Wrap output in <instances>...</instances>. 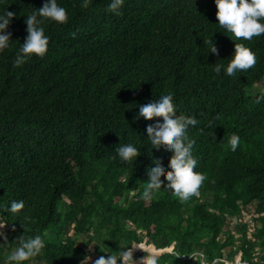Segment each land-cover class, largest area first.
I'll return each mask as SVG.
<instances>
[{
    "label": "trees",
    "instance_id": "trees-1",
    "mask_svg": "<svg viewBox=\"0 0 264 264\" xmlns=\"http://www.w3.org/2000/svg\"><path fill=\"white\" fill-rule=\"evenodd\" d=\"M43 2L0 0V13H14L0 52V264H10L20 237L37 234L46 246L22 264H82L131 246H171L159 264H201L194 251L208 263L238 251L264 264V34L232 39L218 29L214 0H125L119 15L109 0L87 8L58 0L67 23L43 20L46 54L15 66L26 15ZM235 42L252 48L256 64L216 73ZM169 88L175 111L199 120L189 136L196 171L207 178L186 201L163 184L150 198L138 195L151 158L167 169L172 151L150 144V121L134 117L139 103ZM233 132L241 138L235 151ZM127 143L140 149L132 164L116 151ZM13 200L24 207L12 211ZM244 211L247 220L230 221ZM142 254H131L132 264Z\"/></svg>",
    "mask_w": 264,
    "mask_h": 264
},
{
    "label": "clouds",
    "instance_id": "clouds-1",
    "mask_svg": "<svg viewBox=\"0 0 264 264\" xmlns=\"http://www.w3.org/2000/svg\"><path fill=\"white\" fill-rule=\"evenodd\" d=\"M91 2L92 0H82V7H89ZM214 2L217 8L218 29H223L228 35L231 33L230 37L232 39L234 36L251 41L253 37L264 34V0H214ZM124 3L125 0H109L107 10L119 15ZM13 15L14 13L9 10L0 13V52L7 48L12 40V33L5 31V29L10 24V18ZM45 19L49 22L67 23L68 12L64 6L58 3V0H44L42 7L26 15L28 35L24 42L20 44L15 55L13 60L15 66H22L33 55L43 57L46 54L50 37L45 34L43 26V20ZM208 43L210 44L208 50L210 49L212 53L218 55V48L212 38L209 39ZM229 57L230 59L226 64L214 63L213 70L218 74L223 71L228 76H234L251 68L257 62L256 53L244 43L235 42L234 51ZM172 97L173 90L171 88L161 90L155 97L146 98L142 103H139V112L134 117V119H137L143 116L146 121H150L144 125V131L150 144L153 146L164 145L172 151V155L167 162V169L158 156L151 158V163L145 168L146 176L138 189V195L141 198L152 197L163 184L181 201H186L199 191L201 184L207 178L205 173L196 171L198 159L193 155L195 140L189 136V128L198 125L199 120L195 115L177 113L175 111L177 105ZM199 130L204 131L203 128ZM240 139L239 134L236 132L230 135L228 144L232 151L237 149ZM116 151L122 161L131 164L140 153V149L132 143L121 144ZM129 174L128 172L123 177L124 183L128 182ZM23 207V200H13L10 204L12 211H18ZM245 212L247 213V211H244L240 215ZM240 215L231 216L232 221H245L240 219ZM45 246V239L39 234L27 238L22 236L20 237V244L14 251L10 252L6 259L10 264L11 262L22 264V262L39 255ZM131 247L113 252L106 257L101 255L95 259L94 264H132L130 256L135 253L130 251ZM163 248L165 249L162 252L171 251V246H168V250H166V247ZM162 252L159 253L144 248L143 254L139 258V264H159ZM194 254L200 256L201 264H248L241 259V254L238 251L232 258L227 257V254H225L224 257L214 258L210 263L205 261L198 251L192 252L190 256Z\"/></svg>",
    "mask_w": 264,
    "mask_h": 264
},
{
    "label": "rangeland",
    "instance_id": "rangeland-1",
    "mask_svg": "<svg viewBox=\"0 0 264 264\" xmlns=\"http://www.w3.org/2000/svg\"><path fill=\"white\" fill-rule=\"evenodd\" d=\"M253 207H254V204H251V205H250V210H251V211L253 210ZM249 215H250V213H246V212H245L243 215H240V216H241L240 219L246 220V219H248V218L250 217ZM233 220H234V219H233ZM230 221L233 222V221H232V218H230ZM234 221H235V220H234ZM1 229H2V222L0 221V231H1ZM89 249H91V247H90ZM139 251H143V250H140V249L132 250L133 253H137V252H139ZM163 251H164V250H163ZM94 258H95L94 255L89 256L85 261L82 262V264H94ZM224 259H225V258H224ZM233 261H234V260H233ZM14 263H15V262H14ZM136 264H139V260H137Z\"/></svg>",
    "mask_w": 264,
    "mask_h": 264
},
{
    "label": "bare ground",
    "instance_id": "bare-ground-1",
    "mask_svg": "<svg viewBox=\"0 0 264 264\" xmlns=\"http://www.w3.org/2000/svg\"><path fill=\"white\" fill-rule=\"evenodd\" d=\"M144 245H142V246H140V247H143ZM139 248V247H138ZM138 248H136V249H138ZM163 249H165V248H163ZM169 248L168 247H166V250H168ZM133 250V249H132ZM161 250V248H157L156 249V251H160ZM131 251V250H130Z\"/></svg>",
    "mask_w": 264,
    "mask_h": 264
},
{
    "label": "crops",
    "instance_id": "crops-1",
    "mask_svg": "<svg viewBox=\"0 0 264 264\" xmlns=\"http://www.w3.org/2000/svg\"><path fill=\"white\" fill-rule=\"evenodd\" d=\"M142 245H143V244H142ZM142 245H141V246H142ZM130 250L132 251V249H130Z\"/></svg>",
    "mask_w": 264,
    "mask_h": 264
}]
</instances>
